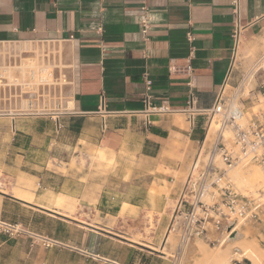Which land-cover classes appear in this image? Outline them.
Here are the masks:
<instances>
[{"label": "crops", "instance_id": "1", "mask_svg": "<svg viewBox=\"0 0 264 264\" xmlns=\"http://www.w3.org/2000/svg\"><path fill=\"white\" fill-rule=\"evenodd\" d=\"M143 7L151 25L148 40L141 33ZM236 23L231 0H0V43L40 44L56 51L69 79L63 112L0 118V184L31 195L25 200L0 190V264H152L145 255L153 253L148 241L113 237L117 234L106 225L81 221L90 232L81 245L56 233L75 219L52 202L58 195L75 199L77 192L56 188L51 180L58 172L50 164L69 166L76 147L101 145L120 153L128 150L130 140L140 138L136 157L161 162L177 173L172 180L174 173L163 177L169 181L168 194L179 197L202 129L180 127L175 114L151 115L148 125L143 101L147 85L152 104L166 100L174 109L184 108L191 83L198 107H212L226 81L232 86L239 81L235 70L230 73ZM238 23L242 42L264 35V0H242ZM188 64L191 75L185 72ZM149 142L156 147L153 154L145 151ZM69 150L73 154H59ZM28 182L35 189H28ZM166 200L164 196L162 203ZM115 201L102 195L95 209L114 217ZM124 203L142 209L122 201L116 204L118 214ZM38 217L54 223L56 230L47 233ZM3 223L18 224L25 233L9 238ZM35 235L63 245L45 249ZM111 240L118 244L114 253L104 249Z\"/></svg>", "mask_w": 264, "mask_h": 264}, {"label": "rangeland", "instance_id": "2", "mask_svg": "<svg viewBox=\"0 0 264 264\" xmlns=\"http://www.w3.org/2000/svg\"><path fill=\"white\" fill-rule=\"evenodd\" d=\"M24 46L32 49H22ZM58 55L60 54L56 51L46 50V46L42 47L40 44L0 43V76L3 78L0 82L1 106L8 108L11 114H29L36 111L40 114L63 112L68 101L65 90L69 79L62 55ZM235 72L240 77L234 86L241 84V88L245 90L240 102L244 104L246 117L249 119L264 112V97L260 95V85L264 81V35L250 42L241 43L236 56ZM47 76L48 81L43 80ZM6 92H9V99L4 97ZM174 114L170 115L175 116L176 123L184 129H189L186 116L182 113ZM141 126L144 129V125ZM214 137L215 132L212 130L208 140ZM140 143V138H134L130 140L128 150L120 153L101 145L98 147L84 145L75 148V157L69 166L50 164V168L58 172L56 178L49 179L56 188L61 189L63 185L74 188L77 192L75 199L58 195L52 202V205L56 206L59 200L63 202L64 199L63 206H67L59 209L68 212L75 219V224H69L67 230L62 228L56 230L54 223L46 220L42 222V218L39 217L38 224L42 223L47 233L51 234L56 230V233L60 232L69 238L72 236L77 245H81L86 239L85 235L90 233L85 228L88 226L83 222L106 225L109 231L119 235H112L113 237L125 236L135 241H148L152 247L150 251L153 253L145 255L149 261L153 259L152 264H252L243 257L245 245L252 246L261 255L264 264V207L259 220L240 224L238 230L242 235L238 241L230 243L226 238L224 243H209L195 239L182 245L178 235L169 232L180 196L174 198L168 194L171 191L169 181L164 180L163 176L170 173L172 175L174 172L163 168L161 162L136 157V154L140 153ZM145 151L153 154L156 147L149 142ZM65 153L73 154L72 150L59 151L60 155ZM204 156L205 153L202 160ZM257 171L264 172V167L251 163L234 168L229 172V176L240 194L261 198L264 203V178L261 182L257 181L256 183L260 184H256L252 189H248L246 185V179H250ZM173 175L170 180L179 177L177 173ZM172 184L170 181V185ZM26 185L28 189H35L33 183L28 182ZM11 186L0 184V190L12 192L13 196L20 199H31L29 193ZM102 195L116 197L115 206L111 204L116 213L114 217H106L95 209ZM164 196L167 200L162 203ZM122 201L140 205L142 209L124 203L118 214L117 211L120 209L116 204ZM164 205L165 210L162 209ZM52 221L58 220L52 218ZM212 236L215 239L217 232L213 230ZM230 239H233L232 235ZM116 245L117 242L111 240L104 249L108 253H114Z\"/></svg>", "mask_w": 264, "mask_h": 264}, {"label": "built area", "instance_id": "3", "mask_svg": "<svg viewBox=\"0 0 264 264\" xmlns=\"http://www.w3.org/2000/svg\"><path fill=\"white\" fill-rule=\"evenodd\" d=\"M241 2L242 0H231L237 23L232 35L234 46L230 73L235 70L236 56L242 43L243 28L238 23ZM142 10L145 14L141 20V33L144 39L148 40L151 25L147 8L143 7ZM188 40L192 42L193 37L188 35ZM192 71L191 64H188L185 72L191 75ZM1 77L0 82L3 80ZM189 87L185 107L182 109H174L166 100L159 105L152 104L149 84L143 100L148 125L151 115L182 113L192 130L200 127L205 135L199 140L198 156L186 176L178 206L171 220L170 232L178 235L182 245L195 239L209 243H224L241 223L257 221L263 213L262 199L240 194L229 172L240 165L251 163L264 167V112L249 119L246 117V109L240 102L241 96L245 93L241 84L232 86L226 81L217 92L214 104L210 108L198 107V97L193 85L189 83ZM260 95L264 97V81L260 85ZM4 97L9 99V92H6ZM10 114V110L0 104V118ZM211 130L215 132V137L208 140ZM2 225V232L9 238H17L25 233L18 224ZM213 230L217 232L215 239L212 236ZM35 237L45 249L63 245L52 238L41 235Z\"/></svg>", "mask_w": 264, "mask_h": 264}, {"label": "bare ground", "instance_id": "4", "mask_svg": "<svg viewBox=\"0 0 264 264\" xmlns=\"http://www.w3.org/2000/svg\"><path fill=\"white\" fill-rule=\"evenodd\" d=\"M1 47H2V45H1ZM22 49H25V50H30V49H32V47H26V46H24ZM54 52V51H53ZM44 71H47V70H44ZM43 80H47L48 81V76L47 77H45ZM73 106V104L72 103H70L69 104V107L71 108ZM212 131V130H211ZM210 131V132H211ZM210 132H209V135H210ZM212 134H213V132H212ZM208 135V136H209ZM250 171V170H249ZM164 172V171H163ZM255 173V172H254ZM253 173V174H254ZM244 175V174H243ZM241 177V176H240ZM262 178H264V172H261V171H257V173H255L254 174V176H250V179H246V185H247V187H248V189L250 188V189H252L254 186H256V184H260V182L262 181ZM257 181H260V182H258V183H256ZM243 182V181H242ZM245 184V183H244ZM61 199L63 198V197H60ZM65 200H66V197H65ZM63 202H64V199H63ZM62 202V200H59L58 201V203H57V205H56V207L59 209V208H63L64 206V203ZM67 206V205H66ZM66 206L64 207V208H66ZM240 226V225H239ZM238 226V227H239ZM238 227H236L235 229H234V234H236L234 237H233V239H230L229 240V237H227L228 238V240H226V241H228V242H230V243H232V242H235V241H238V239H239V237H241V233L239 232V230H238ZM236 231H238V232H236ZM170 232V231H169ZM172 233V232H171ZM170 234V233H169ZM171 236V235H170ZM246 244V243H245ZM149 246V245H148ZM243 246V245H242ZM241 247V246H240ZM243 247H246L245 248V250H244V259H246V260H248V261H250L252 264H263L262 263V257H261V255L252 247V246H247V245H245V246H243ZM151 248V247H150ZM159 250V249H158ZM240 251V250H239ZM203 258V257H202ZM209 261V260H208ZM209 264V263H208Z\"/></svg>", "mask_w": 264, "mask_h": 264}, {"label": "trees", "instance_id": "5", "mask_svg": "<svg viewBox=\"0 0 264 264\" xmlns=\"http://www.w3.org/2000/svg\"><path fill=\"white\" fill-rule=\"evenodd\" d=\"M200 128V127H199ZM202 131V134H201V139L203 138V135H204V131L203 130H201ZM200 139V140H201Z\"/></svg>", "mask_w": 264, "mask_h": 264}, {"label": "water", "instance_id": "6", "mask_svg": "<svg viewBox=\"0 0 264 264\" xmlns=\"http://www.w3.org/2000/svg\"><path fill=\"white\" fill-rule=\"evenodd\" d=\"M235 235H236V234L233 233V234H232V237H234Z\"/></svg>", "mask_w": 264, "mask_h": 264}]
</instances>
